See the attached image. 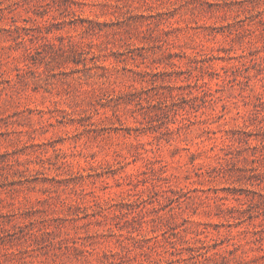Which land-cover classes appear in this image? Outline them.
Masks as SVG:
<instances>
[{"label": "rangeland", "instance_id": "obj_1", "mask_svg": "<svg viewBox=\"0 0 264 264\" xmlns=\"http://www.w3.org/2000/svg\"><path fill=\"white\" fill-rule=\"evenodd\" d=\"M0 264H264V0H0Z\"/></svg>", "mask_w": 264, "mask_h": 264}]
</instances>
